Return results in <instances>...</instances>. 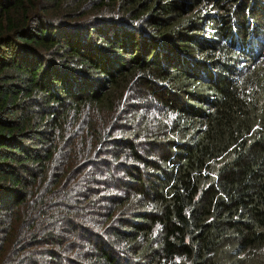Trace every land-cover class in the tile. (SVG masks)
I'll list each match as a JSON object with an SVG mask.
<instances>
[{
	"label": "trees",
	"instance_id": "1",
	"mask_svg": "<svg viewBox=\"0 0 264 264\" xmlns=\"http://www.w3.org/2000/svg\"><path fill=\"white\" fill-rule=\"evenodd\" d=\"M257 3L0 0V264H264Z\"/></svg>",
	"mask_w": 264,
	"mask_h": 264
},
{
	"label": "rangeland",
	"instance_id": "2",
	"mask_svg": "<svg viewBox=\"0 0 264 264\" xmlns=\"http://www.w3.org/2000/svg\"><path fill=\"white\" fill-rule=\"evenodd\" d=\"M255 1L256 0H251V5H254L255 6ZM259 3H257V5L256 6H258L259 7V11H258V13H264V0H257ZM207 5L208 4H206V2H204L203 4H201V8H200V11H202L201 9H203V11H209L210 10V8H208L207 7ZM238 5V4H237ZM236 4L235 5H233V6H231L230 7V9L232 8V9H235L236 8V6H237ZM263 45H264V41H263ZM263 45H259V50H260V53L263 55L264 54V47H263ZM260 59H261V61H263L264 62V55L262 56V57H260Z\"/></svg>",
	"mask_w": 264,
	"mask_h": 264
}]
</instances>
